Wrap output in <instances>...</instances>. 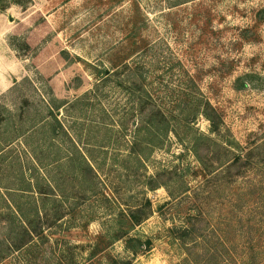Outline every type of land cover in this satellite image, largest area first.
I'll list each match as a JSON object with an SVG mask.
<instances>
[{
    "label": "rangeland",
    "instance_id": "obj_1",
    "mask_svg": "<svg viewBox=\"0 0 264 264\" xmlns=\"http://www.w3.org/2000/svg\"><path fill=\"white\" fill-rule=\"evenodd\" d=\"M0 264H264V0H0Z\"/></svg>",
    "mask_w": 264,
    "mask_h": 264
},
{
    "label": "trees",
    "instance_id": "obj_2",
    "mask_svg": "<svg viewBox=\"0 0 264 264\" xmlns=\"http://www.w3.org/2000/svg\"><path fill=\"white\" fill-rule=\"evenodd\" d=\"M204 116L209 120L211 124L210 131L213 133H218L220 131V123H221V117L218 113V111L212 107L210 104H207V107L203 110ZM148 206H151V203L148 201ZM143 216H141V215ZM148 213L143 212L142 209L136 210V211H131L129 213V219L131 222V225H138L145 217H147ZM139 246H135V249L137 250Z\"/></svg>",
    "mask_w": 264,
    "mask_h": 264
}]
</instances>
